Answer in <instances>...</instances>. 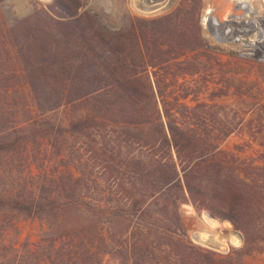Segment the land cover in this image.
Masks as SVG:
<instances>
[{
    "label": "rangeland",
    "instance_id": "1",
    "mask_svg": "<svg viewBox=\"0 0 264 264\" xmlns=\"http://www.w3.org/2000/svg\"><path fill=\"white\" fill-rule=\"evenodd\" d=\"M56 1L68 7L78 3L79 13L90 12L114 33L134 21L138 27L157 28L159 24L151 21L175 12L181 0H0V200L33 203L41 210L30 217L11 206L0 207V264H120L115 252L117 222L108 224L109 246H83L87 254L80 263L65 257L71 250L68 241H59L48 232L46 211L60 212V206L73 196L93 197L97 200L94 203H115L112 209L117 215L113 179H107L99 169V164L105 163L92 158L90 138L71 130L73 109L57 89L54 69L58 53L78 49H65L67 43L76 42H67L61 32L57 36L55 23L44 12ZM242 1L246 0H190L177 21L182 38L188 40L177 55L170 40L175 24L163 27L169 34V55L161 66L165 77V104L161 108L171 157L177 163L180 160L171 126L192 130L197 133L200 149H213L217 161L226 165L224 180L250 184L264 179V54L256 47L258 28L250 27L264 19V3L250 0L254 11L248 13L238 6ZM165 2L163 11L153 14L141 8ZM213 15L231 25L210 27ZM224 28L231 30L226 37ZM250 42L254 48L246 47ZM60 101L63 105L58 106ZM109 135L106 131L102 141H110ZM114 136L117 147V133ZM76 177L81 183L75 190ZM214 177L210 190L219 192L217 172ZM243 194L253 196L255 192L245 188ZM180 212L187 239L194 245L235 262L264 264V243L253 254L243 255L240 251L245 239L240 230L207 210L197 211L191 203L182 205ZM205 213L214 219L203 220ZM202 236L218 240L231 237L224 250H215L203 243Z\"/></svg>",
    "mask_w": 264,
    "mask_h": 264
},
{
    "label": "trees",
    "instance_id": "2",
    "mask_svg": "<svg viewBox=\"0 0 264 264\" xmlns=\"http://www.w3.org/2000/svg\"><path fill=\"white\" fill-rule=\"evenodd\" d=\"M189 1L181 0L175 12L152 20L151 23L159 24L157 28L138 27L134 21L132 26L114 33L90 12L79 13L78 3L68 7L56 1L44 10L56 25L57 36L76 42L67 43L65 49H78L67 55L58 53L54 69L57 89L65 95V104L73 109L71 130L93 142L90 154L105 163L98 167L107 179H113L117 193V215L112 209L115 203H94L97 200L93 197L76 196L61 205L60 212L46 211L49 234L71 245L65 257L80 263L87 254L83 246L94 243L107 248L108 224L117 222L115 252L120 264H243L203 250L187 239L180 210L188 203L240 230L245 239L241 254L251 255L264 243V179L257 178L250 184L224 180L225 163L217 161L213 149H200L197 133L178 126H171L170 131L180 162L171 157L161 108L165 104L161 66L169 55V34L163 27L174 22L170 40L173 51L179 54L188 40L182 38L177 21ZM61 105L62 101L58 106ZM106 131L110 132V141L103 142ZM108 144L112 145L110 149ZM215 172L219 176V192L210 190L209 182L216 178ZM80 180L74 178L75 190ZM245 188L255 195L243 194ZM3 206L30 217L41 213L33 203L0 200V207ZM205 217L213 218L206 213L203 220ZM229 238L202 236V241L215 250H224Z\"/></svg>",
    "mask_w": 264,
    "mask_h": 264
},
{
    "label": "bare ground",
    "instance_id": "3",
    "mask_svg": "<svg viewBox=\"0 0 264 264\" xmlns=\"http://www.w3.org/2000/svg\"><path fill=\"white\" fill-rule=\"evenodd\" d=\"M147 2V1H146ZM239 2V1H238ZM236 2V3H238ZM243 2V3H242ZM240 2L241 4H239V8L243 9L245 12H248V13H253L254 9L253 7L251 6V1L250 0H246V1H242ZM137 3V2H136ZM263 3H264V0H263ZM145 4V3H144ZM167 2H165L164 4H155V5H148V7H141L143 8V12L144 13H148V14H153V13H156V12H159V11H163V9L167 6ZM138 6V5H136ZM150 7H154L155 10L152 11L150 10L149 8ZM139 8V7H138ZM209 11V10H208ZM217 19V20H216ZM210 20V25L211 27H227V26H230L231 23H223L221 22L220 20H218L217 17H215L214 15L211 17ZM250 27H253V28H258V37H260V41L256 44V47L257 48H261L263 50V54H264V19H259V22L255 21L254 25L253 26H250ZM257 31V30H256ZM229 34L231 32V30H228ZM227 30L225 31V28L222 30V33H224V36L226 37V34L228 33ZM234 34V33H233ZM233 34H231V36H233ZM256 37V36H255ZM241 40V39H240ZM246 47H253L254 48V43L250 42V43H246L245 44Z\"/></svg>",
    "mask_w": 264,
    "mask_h": 264
},
{
    "label": "water",
    "instance_id": "4",
    "mask_svg": "<svg viewBox=\"0 0 264 264\" xmlns=\"http://www.w3.org/2000/svg\"><path fill=\"white\" fill-rule=\"evenodd\" d=\"M144 7L146 8V7H148V6H144ZM144 7H143V8H144ZM149 9H150V10H152V11H154V10H155V8H154V7H153V8H152V7H150ZM216 20H217V19H216ZM209 26H210V23H209ZM210 27H211V26H210Z\"/></svg>",
    "mask_w": 264,
    "mask_h": 264
}]
</instances>
